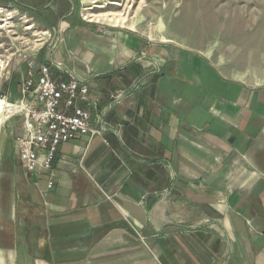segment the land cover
<instances>
[{"label": "crops", "instance_id": "1", "mask_svg": "<svg viewBox=\"0 0 264 264\" xmlns=\"http://www.w3.org/2000/svg\"><path fill=\"white\" fill-rule=\"evenodd\" d=\"M63 24L25 79L47 65L88 85L76 104L100 134L60 145L52 189L7 155L0 264H264V84L199 49Z\"/></svg>", "mask_w": 264, "mask_h": 264}, {"label": "rangeland", "instance_id": "2", "mask_svg": "<svg viewBox=\"0 0 264 264\" xmlns=\"http://www.w3.org/2000/svg\"><path fill=\"white\" fill-rule=\"evenodd\" d=\"M0 11V107L4 108L0 189L14 184L8 170L17 166L7 159L14 153L22 123L19 116L6 112L7 105L22 99L18 89L26 80L27 65L51 48L62 22L63 26L81 21L119 30L85 17L127 12L135 32L199 49L222 62L229 72L264 84V0H51L45 5L16 0L0 4Z\"/></svg>", "mask_w": 264, "mask_h": 264}, {"label": "built area", "instance_id": "3", "mask_svg": "<svg viewBox=\"0 0 264 264\" xmlns=\"http://www.w3.org/2000/svg\"><path fill=\"white\" fill-rule=\"evenodd\" d=\"M89 91L76 78L54 80L51 68L42 65L38 81L31 74L23 83L22 99L10 104L12 116L22 120L14 140L21 163L27 172H50L49 189L55 185L53 163L60 145L79 135L100 134L90 122V113L76 104L89 101Z\"/></svg>", "mask_w": 264, "mask_h": 264}, {"label": "bare ground", "instance_id": "4", "mask_svg": "<svg viewBox=\"0 0 264 264\" xmlns=\"http://www.w3.org/2000/svg\"><path fill=\"white\" fill-rule=\"evenodd\" d=\"M85 18L89 20L90 22L104 23L112 27L128 28L133 31L136 30L135 26L131 24V19L127 12H124V13L105 12V13H98V14H88L86 15ZM2 28L3 27L0 26V29ZM7 108L8 110H6V112L8 113L11 112V109H9L11 108V105H7ZM3 109L4 108L0 107V123L4 121L3 113H2Z\"/></svg>", "mask_w": 264, "mask_h": 264}, {"label": "trees", "instance_id": "5", "mask_svg": "<svg viewBox=\"0 0 264 264\" xmlns=\"http://www.w3.org/2000/svg\"><path fill=\"white\" fill-rule=\"evenodd\" d=\"M38 4L40 5H45L47 4L48 2H50L51 0H35ZM16 0H0V4L1 5H8V4H12V3H15ZM49 9L47 8V11ZM55 16L52 15L51 19L54 18Z\"/></svg>", "mask_w": 264, "mask_h": 264}]
</instances>
